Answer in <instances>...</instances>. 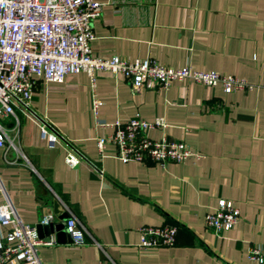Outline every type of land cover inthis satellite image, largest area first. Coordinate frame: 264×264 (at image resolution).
I'll return each mask as SVG.
<instances>
[{"label": "crops", "instance_id": "crops-1", "mask_svg": "<svg viewBox=\"0 0 264 264\" xmlns=\"http://www.w3.org/2000/svg\"><path fill=\"white\" fill-rule=\"evenodd\" d=\"M91 53L126 60L150 57L162 65L264 81V0H96ZM99 119L125 120L135 113L165 125L151 139L181 140L200 154L160 166L121 162L94 137L111 129L93 126L88 77L67 74L60 83L35 81L29 110L0 116L7 143L0 148V203L6 197L22 223L52 216V199L83 227L84 244L39 245L46 264H255L247 248L261 243L264 258V88L224 93L184 79L165 90L131 92L109 71L95 73ZM46 119L83 155L75 166L63 147H48L35 121ZM101 171V174L99 173ZM238 210L229 230L205 229L203 217L217 199ZM64 221L61 223L63 224ZM175 224L171 247L137 249V228ZM6 230L5 227L1 228ZM53 237L50 233L40 238Z\"/></svg>", "mask_w": 264, "mask_h": 264}, {"label": "built area", "instance_id": "built-area-1", "mask_svg": "<svg viewBox=\"0 0 264 264\" xmlns=\"http://www.w3.org/2000/svg\"><path fill=\"white\" fill-rule=\"evenodd\" d=\"M100 11L101 3L96 0H0L1 117H15V108L27 113L35 81L60 83L67 74L84 72L88 77L93 126L111 129L109 133L94 137L99 156H103L105 146L111 144L112 156L123 163L152 162L164 166L168 162L200 157V154L181 140L164 136L149 138L148 130L165 125L163 117L148 121L135 113L125 120L99 119L100 101L95 93L97 71L120 75L128 81L133 93L142 89L165 90L172 82L184 79L202 87H219L224 93L264 88V81L252 84L231 74L198 70L189 64L171 67L150 57L133 60L117 55L95 57L90 48L91 21ZM35 125L40 139L45 140L48 147L55 144L63 147V161L67 166L73 167L84 158L54 124L39 119ZM6 143L7 137L0 124V148ZM237 220V208L231 201L220 198L214 209L204 214L203 225L219 235L231 229ZM50 221L52 216L48 215L41 222ZM63 226L71 245L84 244L83 227L74 217L64 221ZM3 227L6 230L2 231ZM176 229L172 223L138 227L135 246L137 249L171 247L175 243ZM52 243L53 237L44 240L37 236L34 226L22 223L9 200L4 198L0 203V264H46L39 259L37 247ZM246 258L252 263L264 264L262 244H251Z\"/></svg>", "mask_w": 264, "mask_h": 264}, {"label": "water", "instance_id": "water-1", "mask_svg": "<svg viewBox=\"0 0 264 264\" xmlns=\"http://www.w3.org/2000/svg\"><path fill=\"white\" fill-rule=\"evenodd\" d=\"M51 205L52 215L56 217L59 222L53 223L52 221H50L48 223H38L32 225L35 228L37 236L40 237L42 233H44L46 236H48L50 233H53L54 239L57 242H70V238L65 232L64 226L61 223L62 221H66L69 216L63 211L62 206L55 198L52 199ZM44 240H48V237H46V239Z\"/></svg>", "mask_w": 264, "mask_h": 264}]
</instances>
